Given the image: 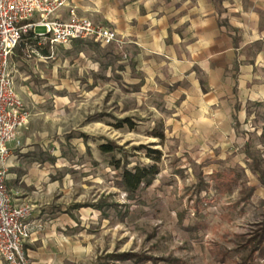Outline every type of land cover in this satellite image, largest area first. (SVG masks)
Listing matches in <instances>:
<instances>
[{
  "label": "rangeland",
  "instance_id": "obj_1",
  "mask_svg": "<svg viewBox=\"0 0 264 264\" xmlns=\"http://www.w3.org/2000/svg\"><path fill=\"white\" fill-rule=\"evenodd\" d=\"M118 36L121 45L86 40L50 49L41 41L37 47L46 44L48 56L29 45L21 56L13 52L14 88L29 115L14 141L20 137L34 160L52 166L42 186H52L48 204L28 206L24 248L30 263L138 264L118 260L130 253L157 264H221L210 256L215 244L228 252L229 264L239 262L244 242L264 219V188L248 157L264 168V59L247 65L262 45L240 51L247 66L236 77L242 57L222 55L221 69L197 72L199 88L193 89L188 75L176 82L167 70L160 82L144 81L132 42ZM154 129L163 132L162 142L149 135ZM107 143L127 153H101ZM138 146L147 149L133 150ZM152 164L159 173L151 185L129 197L120 184L122 170ZM231 168L241 170L251 197L236 205L238 191L217 196L210 189L201 195L208 200L198 218L204 228L189 234L199 179L207 182L212 171Z\"/></svg>",
  "mask_w": 264,
  "mask_h": 264
},
{
  "label": "crops",
  "instance_id": "obj_2",
  "mask_svg": "<svg viewBox=\"0 0 264 264\" xmlns=\"http://www.w3.org/2000/svg\"><path fill=\"white\" fill-rule=\"evenodd\" d=\"M70 4L76 17L113 28L132 42L136 69L147 75V83L160 82L161 72L167 70L176 82L188 75L195 89L196 73L221 69L222 55L233 52L242 57L236 63L244 66L236 65L234 77L243 72L239 68L260 66L264 59V0H70ZM57 18L69 21V9ZM259 43L262 48L254 53V63L246 65L240 51ZM238 82L239 76L234 89ZM22 140L18 137L8 145L6 185L15 204L35 210L48 204L52 186L48 190L42 186L52 166L34 160V150Z\"/></svg>",
  "mask_w": 264,
  "mask_h": 264
},
{
  "label": "built area",
  "instance_id": "obj_3",
  "mask_svg": "<svg viewBox=\"0 0 264 264\" xmlns=\"http://www.w3.org/2000/svg\"><path fill=\"white\" fill-rule=\"evenodd\" d=\"M69 7L70 0H0V260L4 264H31L24 248L28 238L25 221L31 210L26 205L14 203L3 168L8 145L29 118L14 88L10 70L11 58L22 33L43 28L44 34L36 35L50 49L86 40L101 47L122 43L115 30L86 18H76L72 8L69 21L59 20L58 13Z\"/></svg>",
  "mask_w": 264,
  "mask_h": 264
},
{
  "label": "trees",
  "instance_id": "obj_4",
  "mask_svg": "<svg viewBox=\"0 0 264 264\" xmlns=\"http://www.w3.org/2000/svg\"><path fill=\"white\" fill-rule=\"evenodd\" d=\"M36 31L23 32L20 38V41L14 53L18 56L22 55V51L26 46L35 47L45 56H48V46L44 44L43 50L37 47V44L41 42L37 38ZM81 42V41H75ZM73 42V43H75ZM85 42V41H82ZM152 138L158 139L160 142L163 141L164 135L163 132L154 129L149 134ZM145 148L146 146L134 147L133 150ZM99 150L103 154H112L113 152H120L121 154H126L127 152L120 146L116 144H106L99 146ZM150 150V149H148ZM152 154H159L158 150H150ZM149 157L150 154L148 155ZM251 159V171L256 175L257 181L264 188V168L261 167L260 162L254 159L250 154L248 156ZM156 161V159H155ZM152 164L150 166L136 167L132 170L123 169L120 174V184L128 194L129 197H132L136 194L138 189L141 186H150L155 176L159 173L158 168ZM214 191L217 196L232 195L238 191L239 199L236 202L238 204L246 203L252 195L253 189L248 188L242 181L241 170L236 169H225V170H215L212 171L209 175L208 181L206 182L203 178H200L197 184L195 191V200L192 202L191 208L193 210L194 218L193 221L186 228V231L189 234H197L199 231L204 228V221L198 219L201 214V209L203 203H207L208 200L205 197H202V194H208L209 190ZM207 201V202H206ZM79 207V206H77ZM183 214V212H181ZM258 228L249 235V238L244 242L243 249H246V254L241 256L239 262H234L233 264H257V259L264 262V219L261 223L258 224ZM215 249L211 250L210 256L214 258L215 261L221 264H229L227 262L228 252L222 250L219 245H214ZM118 260L128 261L131 260L138 264H144L148 261H152L153 264H157L155 258L146 257L143 254H130L122 253L117 255ZM164 261L169 263H177V260L165 259Z\"/></svg>",
  "mask_w": 264,
  "mask_h": 264
}]
</instances>
